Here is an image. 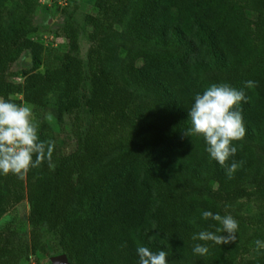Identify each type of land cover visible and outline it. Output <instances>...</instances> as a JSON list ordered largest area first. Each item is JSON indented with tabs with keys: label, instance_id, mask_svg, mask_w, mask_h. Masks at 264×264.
<instances>
[{
	"label": "trees",
	"instance_id": "trees-1",
	"mask_svg": "<svg viewBox=\"0 0 264 264\" xmlns=\"http://www.w3.org/2000/svg\"><path fill=\"white\" fill-rule=\"evenodd\" d=\"M247 2L93 0L82 28L65 19L69 51L52 54L40 72L44 48L32 17L47 6L0 0V97L36 110L54 99L58 119L80 120L74 151L60 156L54 146L52 168L45 161L22 178L0 175V218L26 199L31 227L28 241L0 233V264L45 254H64L68 264H137L138 245L166 251L170 264H264L254 251L264 240V0ZM80 29L86 61L77 54ZM24 52L31 66L16 85L9 69ZM204 77L237 90L255 82L239 106L246 135L224 166L202 138L183 135ZM44 129L38 136L49 141ZM233 161L239 166L228 176ZM203 210L232 215L239 227L236 242H208L196 256L191 236L214 230Z\"/></svg>",
	"mask_w": 264,
	"mask_h": 264
},
{
	"label": "clouds",
	"instance_id": "clouds-1",
	"mask_svg": "<svg viewBox=\"0 0 264 264\" xmlns=\"http://www.w3.org/2000/svg\"><path fill=\"white\" fill-rule=\"evenodd\" d=\"M254 86L255 82L251 80L244 81L240 90L227 83H213L202 93L194 95L187 110L190 124L183 135L202 138L205 152L221 166L236 155L234 142L246 135L239 106L247 102L244 89ZM45 118L51 120L52 116L48 114ZM38 130L30 104L0 97V175L11 173L22 178L30 168H37L45 161L49 168L53 167V142L41 140ZM238 166L235 161L228 164L226 175L231 176ZM200 217L205 222H214L209 225L214 230H201L191 236L193 255H206L209 251L208 242L215 245L236 242L239 225L232 215L203 210ZM254 251L264 254V240L254 241ZM135 252L137 264H170L168 253L164 250L153 251L147 246L138 245Z\"/></svg>",
	"mask_w": 264,
	"mask_h": 264
},
{
	"label": "rangeland",
	"instance_id": "rangeland-1",
	"mask_svg": "<svg viewBox=\"0 0 264 264\" xmlns=\"http://www.w3.org/2000/svg\"><path fill=\"white\" fill-rule=\"evenodd\" d=\"M37 2L39 5L42 4L41 6H47L46 10L41 7L37 8L32 17L33 25L38 28L36 41L40 42L44 48V52L41 57V66L39 67V71L43 72V66L48 61L52 60V54L55 52L64 53L69 51L66 41L61 33V26L65 22V19L69 17L72 24H78L82 28V17L91 12L93 0H37ZM229 2L241 5L248 4L247 0H229ZM3 15L4 24L11 25L9 11H4ZM251 20H255L253 14L251 16ZM122 29L123 24L119 27V30ZM253 29L254 27L251 26V30ZM120 44L128 48H136V45L126 40L120 42ZM89 47L90 44L87 40L86 29H80L77 54L83 61H86V53ZM151 48L155 51L160 50V48L154 45ZM28 54V52H24L21 57L10 66V79L16 85H21L23 82L21 78V71L31 66ZM201 81V87L207 88L210 85L207 77H204ZM86 90L87 87H85L82 92L85 93ZM19 98L20 97L18 96L14 97V99L17 100H19ZM32 109L34 121L39 127L42 124L45 126L43 136L47 138V140L53 142L58 155H67L73 152L76 146L73 133L76 130V127L80 126V120H76L74 117L75 115L64 116L62 119H58L54 99L50 100L49 105L45 110H36L33 107ZM48 114H51V120L45 118ZM78 116H80V118H84V116H86L85 111L83 109L80 110ZM248 206L249 214H253L255 212L254 208L252 205ZM28 216L29 204L27 200L24 199L19 205L11 208L0 218V233L6 235L13 232L20 239L28 241L31 232ZM54 256L55 255L51 256L49 254H45L43 257L29 255L23 259L20 264H37V261L38 264H51L50 258ZM250 257H252V254H249L244 258Z\"/></svg>",
	"mask_w": 264,
	"mask_h": 264
},
{
	"label": "water",
	"instance_id": "water-1",
	"mask_svg": "<svg viewBox=\"0 0 264 264\" xmlns=\"http://www.w3.org/2000/svg\"><path fill=\"white\" fill-rule=\"evenodd\" d=\"M51 264H68L66 256L64 254L54 256L50 258Z\"/></svg>",
	"mask_w": 264,
	"mask_h": 264
}]
</instances>
